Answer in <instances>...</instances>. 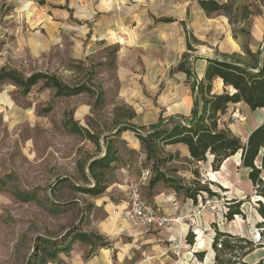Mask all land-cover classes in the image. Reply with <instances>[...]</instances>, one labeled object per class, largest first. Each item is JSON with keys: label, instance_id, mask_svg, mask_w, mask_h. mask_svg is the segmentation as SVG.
<instances>
[{"label": "rangeland", "instance_id": "obj_1", "mask_svg": "<svg viewBox=\"0 0 264 264\" xmlns=\"http://www.w3.org/2000/svg\"><path fill=\"white\" fill-rule=\"evenodd\" d=\"M236 5L249 6L250 23L264 15V0H236ZM222 17H204L196 0H0V70L26 77L55 75L66 85L84 83L95 96L103 94V103L95 106V96L55 98L41 84L21 96L14 86L0 82V264L213 263L211 249L195 246L190 229L191 246L180 233L170 232L175 227L155 231L125 222L120 185L127 176L137 179L148 171L141 188L146 200L155 175L170 180L164 189L184 193L182 189L206 187L213 193L197 195V205L198 196L219 204L234 200L209 184L207 164L187 162L182 145H157L156 161L148 160L141 146L134 151L123 140L149 132L160 118H188L193 80L178 70L185 38L198 42L189 39L193 52L187 63L199 81L196 59L219 54ZM233 17L240 22V14ZM212 93L223 94L219 82L213 83ZM262 115L264 111L239 104L229 107L221 122L245 143ZM68 122L97 138L99 148L72 134ZM122 125L138 131L113 136ZM170 127L165 123L161 129ZM107 141L116 161L103 173L104 193L91 197L81 192L93 186L87 166L103 156ZM236 163L234 158L228 166L240 190L243 172L236 171ZM240 195L245 219L225 220L219 227L256 240V197L254 192ZM75 233L99 239L89 245L75 241ZM100 248H107L102 256ZM193 251L205 253L202 262ZM262 258L264 249L246 262Z\"/></svg>", "mask_w": 264, "mask_h": 264}, {"label": "trees", "instance_id": "obj_2", "mask_svg": "<svg viewBox=\"0 0 264 264\" xmlns=\"http://www.w3.org/2000/svg\"><path fill=\"white\" fill-rule=\"evenodd\" d=\"M198 4L207 17L219 13L227 18L231 27V37L238 44L241 53L217 54L216 58L206 60L203 78L198 81L187 63L189 53L193 52L189 39L191 38L196 44L198 42L190 36L186 37V53L182 56L183 62L179 64L178 70L187 79L193 80L191 87L193 107L190 120L186 122L183 117H170L167 120L160 118L157 125L150 126L149 132L137 134V140L148 160H156L159 144L182 145L187 149L191 163H205L208 156L212 157L210 163L212 172H218L227 159L240 154L241 167L249 170L248 180L252 184L255 196L264 199V181L261 178L264 172V120L249 134L245 143L234 137L220 121L231 106L243 104L251 111L264 109V40L257 52L253 53L248 48L247 40L251 27L249 18L252 16L249 6L239 8L236 0H226L223 4L214 1H199ZM235 14L241 15L240 22L233 17ZM159 22L167 23L171 20ZM236 23L237 27H235ZM111 36L115 38L114 35ZM215 79L221 82L223 94L212 93ZM0 82L14 86L21 96H27L38 84H41L43 89L52 90L55 98L75 97L81 94L95 96L94 91L84 83L69 86L55 75L45 73H34L26 77L16 70L3 68L0 70ZM95 98V106L103 103L102 93L97 94ZM165 123H171L172 127L167 130L161 129ZM65 126L72 134L85 138L99 148L98 139L83 128L71 122L66 123ZM127 131L137 133L138 129L130 125H122L113 136ZM115 161L116 152L111 143L107 141L103 156L90 161L87 166L88 174L93 181L92 188L81 192L91 197L103 194L106 190V186L102 183L103 173L110 169ZM159 182L169 183L170 180L161 175H155L149 182V188H153ZM182 190L186 198L194 203H196L197 195L203 192L213 196V193L206 187ZM242 204L243 201H224L226 208L224 219L228 222L235 217L245 219L246 216L240 209ZM255 212L259 217L255 225L256 240L221 232L215 225H212L213 236L210 243L213 264H249L246 258L255 251L264 249V204L262 201L256 202ZM73 239L91 245L93 240L99 238L94 235L75 233ZM185 242L189 246L193 245L191 233L186 235ZM195 257L202 262L205 253H196ZM254 264H264V258Z\"/></svg>", "mask_w": 264, "mask_h": 264}, {"label": "crops", "instance_id": "obj_3", "mask_svg": "<svg viewBox=\"0 0 264 264\" xmlns=\"http://www.w3.org/2000/svg\"><path fill=\"white\" fill-rule=\"evenodd\" d=\"M199 1H214L218 4H223L226 2V0H196L197 9L204 17H207V16L201 10V8L198 4ZM217 14H219V13H215L212 15H217ZM220 25H221L222 32H223L222 34L224 37V41H223V43L219 44V49H218L219 54H233V53L240 54L241 52H240V48H239L238 44L231 37V31L229 29V24H228L227 18H225L223 16L220 19ZM263 40H264V15L262 17H260L259 19L255 18V19L251 20V27H250L249 37H248V41H247V45H248V48L250 49V51L253 53L257 52L260 49V47L263 43ZM231 44H234V46ZM185 49H186V47H185ZM214 58H216V56L208 55L206 57L196 59L197 68L199 70V74H200L201 79L203 78V74H204V71L206 68V60L214 59ZM214 82H219L221 84V82L218 79H215L213 81V83ZM192 107H193V98H192V106L190 109L188 108L189 109L188 118L185 119L183 117L184 120H186V122H188L190 120ZM256 111H264V109H260V110H256ZM173 117H179V116H173ZM263 120H264V115H262V118L258 122L257 126H255L247 134L246 139L249 136V134L263 122ZM220 121H221V119H220ZM123 140H129L130 146H131L132 150H134V151L137 150L138 148H140V143L135 138L123 137ZM182 148H183V152L187 158V162L194 165L195 163H191V161L189 159L187 149L184 146H182ZM234 158L236 159V162H237L235 165L236 171L241 170V172H243V180H242V183L240 184V190H238L235 187V185L238 183L237 182L238 180L232 174V172L230 171L229 166H228L230 160H233ZM211 161H212V157L208 156L207 160L205 162V164H207V167L209 169V171L207 172V174H208L207 176L209 178L210 183H213L212 184L213 186H215L219 190H222L223 192H225L226 195L233 196V197H230L231 199H234L236 201H243L242 198L240 197L241 196L240 194H242V192H243V194L249 193V192H254L252 184L248 180L249 170L241 167L240 154H236L235 156L227 159L222 164V166L220 167L218 172H212L211 171V168H210ZM200 164H204V163H198L196 165H200ZM115 171H118V170H115ZM116 176H118V175H116ZM261 178L264 181V172H262ZM128 179H130V177L127 176L125 178V180L123 181V184L120 185L124 194H125L126 183H127ZM114 185H116V184H114ZM145 185H146V182L144 183L143 186H145ZM150 189H151L150 190L151 194L149 195V199L146 200L144 197L143 198L147 202L152 204L161 214L166 215L168 217H173V218L188 217L190 215V217H192V218L189 217L190 224L196 225L202 231H212L211 230L212 225H215L219 229V231L234 235L233 233H230L229 231H222L218 225V223L220 222V219H217L212 213L199 210L200 205H201L200 199H199L200 204L197 205L196 203L187 199L184 193H179L172 188L164 189L163 183L160 185L157 183L153 188H150ZM254 195H255V192H254ZM257 201H259V200H257V197H256L255 203ZM243 204H242V206H243ZM118 206L120 207V205H118ZM242 206L240 208L241 210H242ZM242 212L244 213L243 210H242ZM235 218H238V217H235ZM190 224L186 223L184 225V223H181L179 225H175V226H173L175 228L172 227L173 229H171L170 232H172L173 234L174 233H180L182 237L183 236L186 237V235L188 234L187 231L189 230ZM235 235H238V234H235ZM239 236H241V235H239ZM244 237H246V236H244ZM198 242H201L204 244L203 247H199V248L211 249L210 239H207L203 236H200L199 238L196 239L195 246H199ZM185 244H186V242H185ZM106 249L107 248H100L99 255L102 256V253L106 252ZM193 253L195 255L197 252L193 251ZM199 253H201V252H199Z\"/></svg>", "mask_w": 264, "mask_h": 264}, {"label": "built area", "instance_id": "obj_4", "mask_svg": "<svg viewBox=\"0 0 264 264\" xmlns=\"http://www.w3.org/2000/svg\"><path fill=\"white\" fill-rule=\"evenodd\" d=\"M148 176L149 172L147 171L142 173L140 178H130L127 180L124 194L125 207L123 208L122 213L124 221L132 225H142L155 231H165L171 229L175 225H179V223L183 221H186L189 217L173 218L161 214L152 204L143 198L141 188L146 182ZM198 197L201 199L200 196ZM200 211L210 212L217 219H220L218 225L221 224L222 221H225L224 216L226 214V208L224 203L219 204L217 201H214L213 198H204L203 201H201ZM189 229L195 239L203 236L211 240L213 236L212 231H202L199 227L193 224L189 225Z\"/></svg>", "mask_w": 264, "mask_h": 264}, {"label": "bare ground", "instance_id": "obj_5", "mask_svg": "<svg viewBox=\"0 0 264 264\" xmlns=\"http://www.w3.org/2000/svg\"><path fill=\"white\" fill-rule=\"evenodd\" d=\"M257 200H259V201H262L263 203H264V199H261V198H259V197H257ZM181 223H183V222H181ZM181 223H179V224H181ZM185 225V224H184ZM199 244V247H203L204 246V244L203 243H201V242H198Z\"/></svg>", "mask_w": 264, "mask_h": 264}, {"label": "water", "instance_id": "obj_6", "mask_svg": "<svg viewBox=\"0 0 264 264\" xmlns=\"http://www.w3.org/2000/svg\"><path fill=\"white\" fill-rule=\"evenodd\" d=\"M247 140V139H246ZM246 142V141H245ZM189 159H190V157H189ZM256 165H258V163H256Z\"/></svg>", "mask_w": 264, "mask_h": 264}]
</instances>
